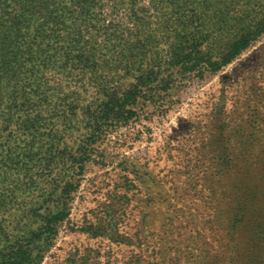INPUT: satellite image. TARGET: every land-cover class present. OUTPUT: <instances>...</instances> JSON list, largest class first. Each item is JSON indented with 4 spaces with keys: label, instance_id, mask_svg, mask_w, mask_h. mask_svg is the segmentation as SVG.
<instances>
[{
    "label": "rangeland",
    "instance_id": "rangeland-1",
    "mask_svg": "<svg viewBox=\"0 0 264 264\" xmlns=\"http://www.w3.org/2000/svg\"><path fill=\"white\" fill-rule=\"evenodd\" d=\"M219 12L224 37L237 16L264 13V0H229ZM116 15L105 2L103 23ZM107 70L98 72L112 87ZM93 77L56 74L43 111L50 123L34 138L17 131L10 152L0 147V248L50 220L51 233L34 241L45 244L37 264H264V31L137 119L90 134L84 106L100 96ZM68 104L76 114L65 120ZM29 148L38 158L24 157Z\"/></svg>",
    "mask_w": 264,
    "mask_h": 264
},
{
    "label": "trees",
    "instance_id": "trees-1",
    "mask_svg": "<svg viewBox=\"0 0 264 264\" xmlns=\"http://www.w3.org/2000/svg\"><path fill=\"white\" fill-rule=\"evenodd\" d=\"M107 1L121 15L105 25ZM139 1L0 0V142H7L0 146L2 151L10 152L6 147L19 137L17 131L26 129L34 138L38 126L50 123L43 111L52 106L50 96L59 87L53 80L56 74L94 71L100 98L95 107L84 106L92 134L105 125L137 119L167 90L187 78L217 71L264 31V13H256L257 18L237 16L235 27L222 37L228 19L218 16L229 0H148L141 5ZM99 67L111 71L114 86H106L107 75L98 72ZM68 106L60 116L65 120L76 114V108ZM33 149L24 157L38 158L40 153ZM51 151L49 144L43 159L49 161L45 155L51 158ZM81 164L80 160L79 168ZM49 221L43 231L28 228L0 248V264L39 263V249L45 244L36 246L34 241L51 233Z\"/></svg>",
    "mask_w": 264,
    "mask_h": 264
}]
</instances>
